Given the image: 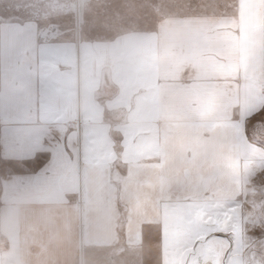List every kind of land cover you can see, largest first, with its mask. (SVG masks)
I'll list each match as a JSON object with an SVG mask.
<instances>
[{
	"label": "crops",
	"instance_id": "1",
	"mask_svg": "<svg viewBox=\"0 0 264 264\" xmlns=\"http://www.w3.org/2000/svg\"><path fill=\"white\" fill-rule=\"evenodd\" d=\"M192 2L109 38L0 16V264H149L155 247L179 264L193 245L186 264H239L221 202L264 155L245 133L264 107V0Z\"/></svg>",
	"mask_w": 264,
	"mask_h": 264
},
{
	"label": "rangeland",
	"instance_id": "2",
	"mask_svg": "<svg viewBox=\"0 0 264 264\" xmlns=\"http://www.w3.org/2000/svg\"><path fill=\"white\" fill-rule=\"evenodd\" d=\"M76 1L0 0V16L1 19L14 16L36 17L42 29H50L53 32L78 25L82 35L86 37L109 38L128 30L151 29L155 21L163 15L200 11L192 0H96L86 2L79 12ZM245 133L256 149H264V107L246 121ZM262 156L251 164L247 160H242V168L239 171L241 183L239 190L235 188L239 199H235L234 202H221L222 209L226 213L231 206H234L235 222L229 216L222 217L220 220L223 226L227 227L226 229H232L235 224L236 232H230V235L236 243H233L231 239L226 256H232V258L234 256L239 264H264V155ZM9 170L10 163L0 157V189L1 180ZM231 187L228 186L227 189ZM213 188L217 189V187ZM178 204H185V202H178ZM189 204L199 207L197 202L190 201ZM210 207L213 213L218 209L214 206ZM233 244H235L234 249ZM195 246L190 248L179 264H186L190 257L191 260L196 259L198 251ZM160 251L156 247L154 251L150 250L146 261L149 264H162ZM120 255L111 261L108 253L99 252L96 260L99 264H127L128 260L121 259V257L124 259V252ZM128 256L129 260H132L130 255L126 258Z\"/></svg>",
	"mask_w": 264,
	"mask_h": 264
}]
</instances>
